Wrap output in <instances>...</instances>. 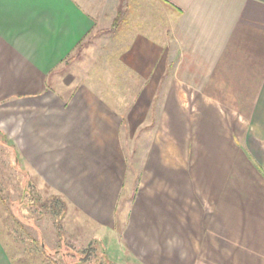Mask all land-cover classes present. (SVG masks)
Segmentation results:
<instances>
[{"label":"crops","instance_id":"1","mask_svg":"<svg viewBox=\"0 0 264 264\" xmlns=\"http://www.w3.org/2000/svg\"><path fill=\"white\" fill-rule=\"evenodd\" d=\"M0 132L63 197L57 244L89 223L122 264H264V0H0Z\"/></svg>","mask_w":264,"mask_h":264},{"label":"rangeland","instance_id":"2","mask_svg":"<svg viewBox=\"0 0 264 264\" xmlns=\"http://www.w3.org/2000/svg\"><path fill=\"white\" fill-rule=\"evenodd\" d=\"M95 44L79 51L82 67L91 65L93 69L104 70L106 63L99 54L105 53L103 45L106 43L97 39ZM93 59L95 62L91 63ZM113 81L115 87H119L118 81L122 82L119 78ZM158 116L159 111L152 108L144 126L137 131L130 128L129 133H124L123 147L130 172L128 181L144 165L146 150L143 149L151 142L154 121ZM17 158L8 136L0 132V233L6 245L15 249L18 264H122L111 257L115 256L117 249L115 238H112L116 231L112 229L109 231L110 239L103 238L107 235L105 229L95 239L92 238V226L82 224L81 238L56 243L55 232L59 231V227L68 231L73 228L64 222L67 213L62 205L64 199L55 189L40 186V179L29 173L23 160L17 163ZM125 194L127 191H123L121 199L126 198ZM40 234L44 237L41 240L48 245L45 253L40 246Z\"/></svg>","mask_w":264,"mask_h":264},{"label":"trees","instance_id":"3","mask_svg":"<svg viewBox=\"0 0 264 264\" xmlns=\"http://www.w3.org/2000/svg\"><path fill=\"white\" fill-rule=\"evenodd\" d=\"M41 240V239H40ZM42 241V240H41ZM40 241V246H41V249H42V252H46L48 249H47V247H46V245L43 243V241L41 242Z\"/></svg>","mask_w":264,"mask_h":264}]
</instances>
